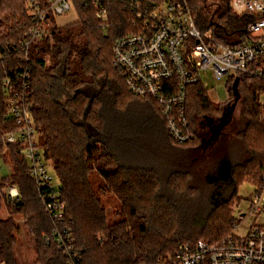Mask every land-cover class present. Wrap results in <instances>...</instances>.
<instances>
[{"label":"trees","instance_id":"16d2710c","mask_svg":"<svg viewBox=\"0 0 264 264\" xmlns=\"http://www.w3.org/2000/svg\"><path fill=\"white\" fill-rule=\"evenodd\" d=\"M187 1L197 26L211 30L214 43H244L251 38L249 25L260 19L234 13L232 0ZM72 2L78 20L58 25L51 15L50 27L26 58L20 43L32 25L30 0H0V151L11 150L14 169L8 178L21 193L20 200L10 201L0 184V212L4 206L9 214L0 215V263L20 264L15 253L21 229L15 216L20 215L36 239V264H67L57 243L46 240L57 223L39 197L22 147L3 140L4 132L16 127L4 81L27 68L35 126L59 174L65 224L81 255L79 264H158L182 243L221 241L240 221L232 204L249 169L226 152L209 157L215 137L203 122L222 119L236 98V77L223 104L213 102L202 84L189 86L186 119L195 139L177 143L159 106L132 95L112 65L114 40L136 31L128 0L106 1L110 14L105 28L84 0ZM237 91L238 102L245 100L244 127L238 134L254 153L247 164L259 165L250 181L256 189L264 181V81L241 76ZM211 159L212 166L201 174L211 187L203 213L193 195L198 189L187 178L193 176L192 163L211 164ZM108 203L116 205L113 213Z\"/></svg>","mask_w":264,"mask_h":264},{"label":"built area","instance_id":"2783aa9c","mask_svg":"<svg viewBox=\"0 0 264 264\" xmlns=\"http://www.w3.org/2000/svg\"><path fill=\"white\" fill-rule=\"evenodd\" d=\"M106 1L84 0L86 8H94L101 28L107 27L109 21ZM72 6V0H30L32 25L20 43L26 58L32 44L50 27V16L63 15ZM127 6L134 15L136 31L114 40L112 65L132 95L149 98L159 106L170 136L177 143L195 139L186 119L190 85L199 83L207 88L203 78L210 73L215 79L231 75L264 81V0L231 1L234 13L260 17L248 27L251 38L235 46L214 43L212 36L197 26L187 0H128ZM28 69L17 70L16 79L4 81L9 114L16 127L5 131L3 140L6 145L22 147L39 197L57 223L46 236L47 242L57 243L67 264H79L81 255L71 229L65 224L67 204L52 182L47 150L35 126ZM0 184L10 201L21 199L11 180ZM252 207L264 210V181L255 189ZM237 226L238 223L232 233L215 243H182L158 264H264V224L252 226L246 236L235 234Z\"/></svg>","mask_w":264,"mask_h":264},{"label":"rangeland","instance_id":"374dc122","mask_svg":"<svg viewBox=\"0 0 264 264\" xmlns=\"http://www.w3.org/2000/svg\"><path fill=\"white\" fill-rule=\"evenodd\" d=\"M55 20L58 25H67L78 20V12L73 5L71 10L63 15H56ZM210 36H212L211 30L203 31ZM234 77L231 75L224 76L220 79H215L212 73L203 78V81L207 83V90L209 96L213 102L216 104H223L227 102L230 98V85ZM260 101L264 103V94L260 97ZM244 108L245 100L237 103L234 109L233 115L229 123L222 129V133H217L216 128L219 126L221 119L209 117L204 119L207 123L209 129L213 133L212 136L215 137L212 141L210 149H208L209 157L220 156L221 154L229 153V155L238 164L249 169V173L245 171L246 175L242 176V179H247L239 183L237 188V198L232 204V209L234 210V217L240 221L235 229V234L238 236H246L250 228L254 225L264 224V210L256 211L252 207V200L255 197V187L250 182L252 181L253 175L258 171V164L253 161L251 165L247 164L248 159L254 154L251 150L246 147V142L243 140V136H240L238 132L243 129L244 122ZM254 156V155H253ZM214 160V159H213ZM208 164L206 163H192L193 176L187 178V182L190 185L195 186V204H198L203 213L208 211L207 197L211 190V187L204 183L201 174L210 169L212 166V161ZM186 161V160H185ZM186 162H190L189 157ZM185 162V163H186ZM0 181L2 178L9 177L14 169L13 159L11 150L5 147L0 151ZM186 163L187 165H189ZM12 165V166H11ZM242 166L238 167V174L242 171ZM186 168V165L183 166ZM50 174L52 175L53 184L58 187L60 184L59 174L52 167H49ZM168 173L170 171H167ZM168 173L166 175H168ZM7 180H10L9 178ZM5 189V188H4ZM110 197V196H109ZM107 202V197H103ZM108 212L113 213L116 210V205L114 203L107 204ZM0 215L3 218L8 217V210L3 206ZM17 223L20 225L21 229L17 233L18 242L15 245V253L20 264H36L37 254L35 251V236L28 230L25 225V219L20 215L15 216ZM4 264V263H0Z\"/></svg>","mask_w":264,"mask_h":264},{"label":"water","instance_id":"95a60500","mask_svg":"<svg viewBox=\"0 0 264 264\" xmlns=\"http://www.w3.org/2000/svg\"><path fill=\"white\" fill-rule=\"evenodd\" d=\"M239 77L236 78L235 80V83H234V89H235V92H236V98L234 99V101L232 103H229L225 109V111L223 112V115H222V119L220 121V124L219 126L216 128V132L217 133H221L222 129L229 123L232 115H233V112H234V109L235 107L237 106V103L240 99V95L238 94V84H239Z\"/></svg>","mask_w":264,"mask_h":264},{"label":"flooded vegetation","instance_id":"af4514ba","mask_svg":"<svg viewBox=\"0 0 264 264\" xmlns=\"http://www.w3.org/2000/svg\"><path fill=\"white\" fill-rule=\"evenodd\" d=\"M203 125H204V128H206L208 125H207V123H205V122H203ZM211 130H209V132H210ZM221 133H222V131H221ZM220 133V134H221Z\"/></svg>","mask_w":264,"mask_h":264},{"label":"crops","instance_id":"0c3cea01","mask_svg":"<svg viewBox=\"0 0 264 264\" xmlns=\"http://www.w3.org/2000/svg\"><path fill=\"white\" fill-rule=\"evenodd\" d=\"M12 166V165H11ZM8 179V177H5V178H2V180L1 181H6ZM0 181V182H1Z\"/></svg>","mask_w":264,"mask_h":264}]
</instances>
